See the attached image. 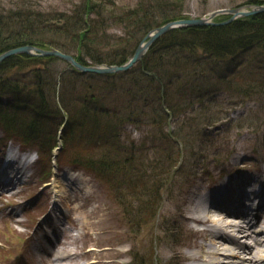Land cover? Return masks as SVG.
<instances>
[{"label":"trees","instance_id":"trees-1","mask_svg":"<svg viewBox=\"0 0 264 264\" xmlns=\"http://www.w3.org/2000/svg\"><path fill=\"white\" fill-rule=\"evenodd\" d=\"M155 1L154 6L143 7V10L138 7L109 15L105 7L111 5L112 0H79L75 9L61 13L59 19L63 18L64 23L59 27L51 26L52 19L37 9L26 16L22 15L21 8L6 10L5 17L0 15V53L13 46L32 43L40 47H57L74 55L84 64H120L133 53L128 45L138 42V35L148 33L154 28V23L160 25L180 18L185 13L181 10V5L169 1L163 4L168 8L164 9L161 2ZM176 1L183 3V0ZM249 2L260 3L261 0ZM149 15L154 21L153 25L151 21L144 24ZM118 24L121 25V33L126 34L116 35L108 30L113 39V43L109 45L112 49L107 50L103 44V48H100L99 37H106L103 30ZM100 29L103 32L98 31ZM195 47L204 48L209 58L199 55ZM195 55L199 59H194ZM242 56H247V61L237 63ZM229 58H235L233 64L228 62ZM35 63V58L21 55L0 64V95L9 94L14 98L10 105L13 109L0 114L3 120L0 128L14 136H25L31 130V137L35 141L30 140L34 145L42 144L43 154L49 156L51 148L57 144L56 132L60 123L46 128L47 122L53 123L55 118L51 111L54 107H50L48 102L47 90L54 88L56 83L43 67L29 72L30 66ZM76 75L84 77L79 99L76 97L74 100L80 104L81 113L71 109L67 112L69 121L66 129L72 133L65 132L68 143L64 144V152H69L70 142L82 134L80 128L86 126L87 130L83 134L88 140V149H82L88 150L84 154L90 155L92 163L85 167L91 166L96 170L95 165H100L98 171L101 172L114 148L125 153V146L119 140L114 148L99 145L97 147L101 148L93 153L91 149L95 147H89L90 144L106 135L104 144L114 145V139L124 138L126 135L127 124L136 128L145 126L149 128L147 132L153 140L149 144L147 138L141 141L143 149H146L143 151L145 154L149 148L156 150L160 139L168 142L171 138L185 147L183 152L178 153L174 151L177 149L173 150L162 142V150H157L160 154H167L165 161L170 162L171 171L178 165L180 156L185 151L194 150L202 139L199 135L194 140L191 139L189 125L195 126L194 123L198 122L202 128L204 124L212 126L228 116L227 108L232 109L246 100L258 105V110L252 108L246 118L253 120L252 115L264 111V96L256 93L258 89L264 90V13L223 26L173 30L156 41L154 48L150 49L141 63L129 71ZM62 89L61 99L65 102L67 87L63 86ZM221 90L227 93L228 99L225 102H220L216 95ZM73 91L74 88L71 98L75 96ZM213 95L216 97L214 107L208 109L197 106L205 98L212 99ZM16 106L28 110L35 120L29 122L21 113L13 116ZM120 118L123 123H115ZM251 122L240 125L242 129L253 127ZM170 126L175 127L170 129ZM255 130L257 129L254 128ZM37 131L43 137L39 138ZM70 162L84 165L80 156L72 158ZM183 169L184 165L181 164L177 170ZM108 170L111 172L110 167ZM183 173L190 175L191 171Z\"/></svg>","mask_w":264,"mask_h":264},{"label":"rangeland","instance_id":"rangeland-1","mask_svg":"<svg viewBox=\"0 0 264 264\" xmlns=\"http://www.w3.org/2000/svg\"><path fill=\"white\" fill-rule=\"evenodd\" d=\"M158 1L161 2L164 9L168 8L164 7L163 4L169 1L178 6L181 5V10L185 12L184 14L189 15L186 17L198 19L214 11L238 7L247 8L249 5L246 3L255 0H183V3H177L176 0ZM78 2L79 0H0V10H3L0 15L5 17L6 10L21 8L22 15L26 16L28 13H33L34 9H37L52 19L51 26L59 27L64 23L63 18L59 19L61 13L72 11ZM153 2L156 1L112 0V4L107 5L105 8L106 13L115 15V13H120L124 10H135L138 7L143 10V7L154 6L155 3ZM257 4H261V2ZM228 16L224 14L219 16L218 19L224 20ZM59 21L60 23H58ZM150 21L153 25L154 21L149 15L144 24H148ZM117 26H111L103 30L105 31L103 35H106V37H99L100 48H103V44L107 50L112 49L109 46L113 43L111 32L116 35L126 34V32L121 33V25L118 24ZM156 26H160L159 23H154V28ZM154 28L149 30L148 33L138 35L137 38H140L138 42L135 41L136 43L128 45L130 52H133L134 48H137L148 34L154 32ZM108 30H110V33ZM98 31L103 32L101 29ZM160 37L154 42L158 41ZM96 44L98 46V43ZM50 48L54 49L53 46H49L47 50H50ZM152 48L154 46H151ZM9 49L11 50L12 48L10 47ZM195 50L199 55L209 58V54L204 51V48L195 47ZM128 56L126 60H129L131 55ZM193 58L199 59L197 55ZM42 59L44 63L41 66L56 83L54 88L52 87L49 91L47 90V95L49 96L48 102L50 107H54L51 111L54 112L55 118L53 123L47 122L46 128H52L54 124L58 123V118L60 116V119L64 117L70 109L77 111L78 114L81 113L80 104L74 102V100L76 97L79 99L78 94L84 82V77L79 78L76 73L81 74V72L75 70L68 62L55 56ZM247 59V56H242L238 59L237 63L242 60L247 61ZM234 60L235 58H229L228 62L233 64ZM137 66L138 64H134L132 67L135 68ZM63 86L67 87V94L66 92L64 94L65 102L61 99ZM73 88L75 96L71 98ZM256 93L264 96V90L258 89ZM216 95L220 102H225L228 99L226 91L221 90ZM215 98L214 95L212 99L205 98L197 106L200 105L210 109V107H214L213 102ZM5 105L4 102L3 106ZM252 106L256 107V103L247 102L245 105H237L232 109L230 117L224 116L225 122H222L223 126L220 130L223 132L222 135L217 134L214 137L215 129H213L210 133L212 137L206 136L205 129L207 126L205 124L203 128L198 122L194 123L195 126L189 125L191 139L194 140L196 135L202 136V139L199 140V145L194 147V150H188L180 156L178 165L171 171H169L171 169L170 162L165 161L167 154L157 152V150H162L163 146L158 145L157 147L156 145V150L149 148L150 150L147 154L143 152L146 149H143L141 141L143 138H147L149 143L150 133L147 132L149 130L148 127L142 126L141 128H136L132 124H127L125 127L127 132L126 137L114 139V145L104 144L106 142V135L93 142L94 146L101 144L102 146H112L114 148L117 146V141L124 140L125 144L132 147V154L121 153L117 148H114L111 153L114 164L122 168V174L117 176L122 184L119 185L107 175L104 179L107 181V185L94 175L81 172L89 177L79 175L80 180L78 184L74 181L69 185L61 180H56L52 186H48L39 192L43 195L39 204L46 205L47 196L54 195V192L60 202L65 203L64 207L67 211L72 210L73 213L78 214V218L74 220L72 217L73 213L68 212L69 219L73 222L71 227L77 228L80 226L83 230L80 229L81 237L75 236L74 239H67L65 236L69 244L64 249L67 248L66 253H71L73 256L67 258L65 263L122 264V262H117L116 260L123 256H126L125 261L128 263L132 260V257L131 253L126 250L131 249L132 243L136 241V257L144 264H189L188 261L182 260L177 255H189L193 250H196L195 246L197 244L209 243L194 232L200 228L199 225L194 222L185 221V216L191 214L190 210L193 206L194 194L198 191H206L216 183L219 185L223 184L225 180L221 178L225 175H232L236 171L247 167L255 168V164H259L258 166H260L264 162V149H261V146L264 145L259 138L264 133V115L261 119L256 115H252L251 119L253 120L246 117V120L245 118L242 120L244 114ZM2 109L10 111V108L7 107H3ZM228 110L230 111V108H227L226 113ZM14 115L18 116V110L14 112ZM21 116H26L25 112L21 113ZM121 119L115 121V123H123ZM231 121H235L236 123H232ZM250 122L253 123L254 128H257V134H254L252 130H243L242 125H240V123L249 124ZM80 129L87 130L86 126ZM82 141H84V144L79 149L72 143L66 156L64 157L60 154L58 160L54 158V161H57L56 163H60L61 161L67 162L76 156H80L84 165L79 164V166L85 168L86 164L92 163L90 155L84 154L88 153V150L82 149H88L87 140L84 138L83 133L72 140V142ZM100 148H93L91 151L95 153ZM175 149H177L175 151H178V153L183 152L178 147H175ZM253 154L256 157L252 158ZM248 157L252 159H246ZM235 158H239L241 161H233ZM173 161L172 159V163ZM181 164L184 165V169L177 170ZM95 166L97 171L101 167L100 165ZM261 166V173L255 176L254 181L263 180L264 182V164L263 167ZM186 170L188 172L191 171V174H184L183 172ZM209 175L214 179H211ZM102 176L105 175L102 174ZM43 179L44 175H40L37 179L39 181L38 186L42 185ZM34 192V189H32L31 193L26 195V198L34 197ZM0 211L5 210L0 209ZM31 213L34 214V211H31ZM211 213L214 216L217 215L215 210L211 211ZM23 216L26 219L27 213ZM67 218V215L63 216L65 223L67 222ZM15 226L11 217H0V244L8 245L6 248L8 250L18 247L17 254L16 252L10 254L9 258L8 256L4 257L0 252V262L3 264H37L38 261L32 250L24 247V252L21 253L26 232L17 235L16 231L20 232V228L17 226L15 228ZM189 227L192 228V231ZM8 235V239H5ZM241 241L250 242L247 238H243ZM93 247L97 250L90 251ZM85 248L89 249V252ZM140 250L144 253H140ZM17 259L19 260L18 262H16ZM40 260L41 264H48L46 260Z\"/></svg>","mask_w":264,"mask_h":264},{"label":"bare ground","instance_id":"bare-ground-1","mask_svg":"<svg viewBox=\"0 0 264 264\" xmlns=\"http://www.w3.org/2000/svg\"><path fill=\"white\" fill-rule=\"evenodd\" d=\"M212 199L213 197L206 198L205 195L202 197L196 192L191 214L185 216L186 222H194L200 226L194 232L209 243L197 244L196 250L191 254L177 256L188 261L189 264H264V220L255 231L253 229L250 232L253 221L234 223L228 211H220L213 218L212 207L208 209L202 206L204 200ZM248 228L249 230L246 231ZM189 229L192 231V228ZM243 238H249L251 243H242ZM61 261L62 258H59L58 262Z\"/></svg>","mask_w":264,"mask_h":264},{"label":"water","instance_id":"water-1","mask_svg":"<svg viewBox=\"0 0 264 264\" xmlns=\"http://www.w3.org/2000/svg\"><path fill=\"white\" fill-rule=\"evenodd\" d=\"M264 12V5L257 6L253 8L252 10H242L239 8L236 9H228V10H221V11H215L211 14H209L205 18H198V19H179V20H173L169 21L166 24H164L161 27H158L157 29L154 30V32H151L148 34L145 39L142 41V43L137 47L136 51L134 52L132 58L127 62L122 65H113V66H85L69 54L63 53L58 50L54 51H42L41 54L43 55H57L61 59L71 63L74 67L79 69L82 72H94V73H100V74H106V73H115L119 71H126L130 69L137 61H139L145 51L153 44L155 40H157L161 35L167 33L168 31L180 27V26H201V25H206L210 24L211 19L214 18L218 14H231V18L228 19L225 22H222L221 24L229 23L232 20H234L237 17L240 16H249V15H254L257 13ZM32 47H23L19 48L13 51H10L6 53L5 55L0 57V60L4 59L6 56H9L11 54L17 53V52H30Z\"/></svg>","mask_w":264,"mask_h":264}]
</instances>
